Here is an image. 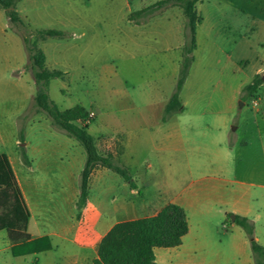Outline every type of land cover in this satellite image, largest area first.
Wrapping results in <instances>:
<instances>
[{"label":"rangeland","instance_id":"374dc122","mask_svg":"<svg viewBox=\"0 0 264 264\" xmlns=\"http://www.w3.org/2000/svg\"><path fill=\"white\" fill-rule=\"evenodd\" d=\"M158 1L19 0L17 4L28 29L68 33L65 39L37 41L45 52L47 68L66 73L49 83V95L61 110L77 105L86 108L92 118L88 131L99 152L113 154L138 184L132 196L122 178L97 169L90 192L94 212L107 214L119 208L126 213L134 196L137 201L158 198L173 187L180 190L183 183L220 174L200 166L216 141L235 146L246 140L250 146L237 148L233 154L241 152L253 163L258 157L257 134H264V111H254L252 98L244 102L241 93L260 70L257 75L262 76L263 85L253 98L264 104V0H201L197 5L203 21L183 89L187 108L174 115L172 124L168 122L174 116L167 124L161 120L179 73L183 12L169 8L141 25L128 20L131 13ZM35 95L23 40L0 7V153L9 157L22 181L31 212L26 231L32 238L39 226L47 231L69 221V196L72 188L79 189L86 160L81 144L35 106ZM174 126L184 137L183 165L171 164L163 153V134ZM22 148L29 164L24 163ZM147 162L152 166L150 171L146 168L148 173ZM239 165L237 170L230 164L224 174L264 178V173H251ZM263 165L260 157L255 166L262 169ZM14 206L9 194L0 197V215L11 214ZM77 213L75 209L73 217L81 221ZM142 216L129 214L117 221ZM196 220L191 215L194 229ZM232 223L215 215L207 217L204 225L202 239L211 246L212 255H220L218 264H240L230 244ZM0 264H33L31 256H12L6 231L0 232Z\"/></svg>","mask_w":264,"mask_h":264},{"label":"trees","instance_id":"16d2710c","mask_svg":"<svg viewBox=\"0 0 264 264\" xmlns=\"http://www.w3.org/2000/svg\"><path fill=\"white\" fill-rule=\"evenodd\" d=\"M19 0H0L9 26L21 35L28 56L36 86L35 106L46 113L53 124L69 137L76 139L84 148L86 160L79 177V196L76 201L77 219H81L87 209L90 197L91 180L97 169H106L127 183L131 190H137L130 170L120 164L111 153L103 155L99 152L95 138L89 133L92 121L90 112L81 105L61 110L51 99L48 91L49 83L62 79L65 72L50 70L46 66L45 52L39 48L38 40L65 39L68 33L57 29L30 30L17 11ZM201 0H161L148 7L131 13L129 22L135 25L146 23L162 11L178 7L184 15V43L181 51V63L174 93L164 107L162 123H166L176 114L183 113L185 107L181 101V92L188 80L194 63V52L197 49V29L202 24V17L197 12ZM35 37V40L32 38ZM263 79L255 75L253 80L242 89V101H247L260 90ZM22 139V138H21ZM25 164H29L25 148H22ZM9 194L14 199V208L9 215H0V232L6 231L14 258H26L34 254L52 250L49 237L33 239L26 231L31 213L25 201L22 189L17 180L9 157L0 153V197ZM231 215H227L231 220ZM247 236L253 264H264V246L256 239L254 221L235 215L233 222ZM189 233V222L185 209L177 204H166L156 215L135 220L116 223L102 238L97 248V258L92 264H158L155 256L156 248H176L183 244ZM34 264H38L35 260Z\"/></svg>","mask_w":264,"mask_h":264},{"label":"crops","instance_id":"0c3cea01","mask_svg":"<svg viewBox=\"0 0 264 264\" xmlns=\"http://www.w3.org/2000/svg\"><path fill=\"white\" fill-rule=\"evenodd\" d=\"M242 87H239L237 95H239ZM182 96L184 97V90L181 92V101L184 107L187 108V102L182 99ZM176 116L168 124H172L171 122L176 120ZM236 129H239V127ZM140 135L138 134V136ZM263 136L262 132H258L257 145L259 151L254 163L241 152L237 155L233 154L237 148H248L251 144L250 142L242 139L238 141L237 145L232 146L227 145L224 141H216L213 148L206 151L208 156L207 161L201 162L200 166L211 171H218L220 174L201 177L190 182L188 185L183 183L180 190H174L173 187L170 193L162 192L158 198L155 196L149 198L147 196L145 201H137V197L134 196L126 213H123L119 208H115L112 213L108 212L107 214L101 211L94 212L89 197L87 209L84 211L81 221H77L73 216L76 209L77 196H79V189L75 191L72 188L68 200L71 209L69 221L59 224L57 227H52L47 231L39 226L38 233L35 234L36 237L33 239L49 237L52 250L32 255L31 260L33 264L35 260L38 261V264H92L97 258V248L100 241L118 223L117 220L121 218L125 219L129 214L145 215L142 217L154 216L169 203L177 204L185 209L189 222V233L184 237L183 244L179 247L156 248L155 256L158 264H218L217 261L220 255L217 257L212 255L211 246L202 239V232L205 230L204 225L207 217L215 215L221 217L223 221L229 213L254 221L256 224V239L260 245L264 246V178L259 180L252 177L240 178L236 173L233 176L224 174L225 172H229L230 164L235 165L236 169L239 170L240 163L242 169L246 171L264 173V165L262 169L259 166H255L257 163L259 164L260 157L264 162ZM141 137H137V139L140 140ZM184 144V137L177 126H174L172 130L167 129L163 134V153L169 157L171 164L178 163L183 165L186 163ZM146 168L150 171L152 166L147 162L145 164V172H147ZM16 177L21 187L22 181L18 175ZM135 191L137 190H128L130 194ZM25 201L30 210L26 198ZM191 215L197 217L196 229H194L191 222ZM135 219L138 218L130 217L124 221ZM230 228L233 230L230 235L232 252L239 258L240 264H253L245 233L234 223L230 225ZM44 257L46 258L45 261L42 259Z\"/></svg>","mask_w":264,"mask_h":264},{"label":"built area","instance_id":"2783aa9c","mask_svg":"<svg viewBox=\"0 0 264 264\" xmlns=\"http://www.w3.org/2000/svg\"><path fill=\"white\" fill-rule=\"evenodd\" d=\"M251 107L256 112L264 111V104L262 103L260 98H252Z\"/></svg>","mask_w":264,"mask_h":264},{"label":"water","instance_id":"95a60500","mask_svg":"<svg viewBox=\"0 0 264 264\" xmlns=\"http://www.w3.org/2000/svg\"><path fill=\"white\" fill-rule=\"evenodd\" d=\"M242 106H243V104H242ZM231 220H232V222H234L235 221V215L233 214V215H231Z\"/></svg>","mask_w":264,"mask_h":264}]
</instances>
